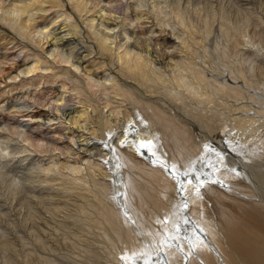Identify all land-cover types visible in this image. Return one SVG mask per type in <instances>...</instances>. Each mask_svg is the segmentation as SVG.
<instances>
[{
  "label": "bare ground",
  "instance_id": "bare-ground-1",
  "mask_svg": "<svg viewBox=\"0 0 264 264\" xmlns=\"http://www.w3.org/2000/svg\"><path fill=\"white\" fill-rule=\"evenodd\" d=\"M189 3L0 0V195L48 152L40 182L78 186L90 232L27 263L264 264V85L227 15L229 51L192 48L214 26Z\"/></svg>",
  "mask_w": 264,
  "mask_h": 264
},
{
  "label": "rangeland",
  "instance_id": "rangeland-1",
  "mask_svg": "<svg viewBox=\"0 0 264 264\" xmlns=\"http://www.w3.org/2000/svg\"><path fill=\"white\" fill-rule=\"evenodd\" d=\"M183 1H185L186 3L188 1L190 2L189 3L190 5L187 4V7H185V5H184V7H185L184 10L186 9L185 12L188 15V16L187 15L186 16L189 19H190L189 16H192L193 19H191V20L193 22H195L197 24H201V23H203L202 17L206 16L205 18H207L208 20L211 19V23L214 26L213 27L214 30H212V32L214 34L211 32L212 36L210 34L208 36L209 38L207 37V38H204L202 40L200 37H197L196 41L197 42L200 41L201 44L195 46V43H197V42H195L192 48L195 49L196 51L203 52L204 48H206L207 50L209 49L208 51H210L212 48L215 49V47L219 46L218 48L221 47L220 52L221 51L226 52L228 50V48H227V50L225 49V51H224V48H226V45L228 46V44L230 42H228V39L226 41V38H223V33L220 32L221 31L220 28H221V25L228 20L229 22H231L230 23L231 25L228 22L226 23V25L228 24V29L230 26L229 32L231 31L232 34L237 33L239 35V41L240 42L237 46L239 48V51L243 50V48H248V47L249 48L251 47L250 48L251 51L253 50L252 53H248V55H246V56H249V58L247 60H245L244 66H245V68L248 69V70L247 69L246 70H247L249 78L252 81L255 80V82L253 81L254 83L263 87V85H264V73L262 72V70L259 69V67L262 65L264 66V0H183ZM199 5H200V7L198 8ZM188 9H189V12H188ZM202 9L203 10L208 9L207 11H209V12H205ZM212 10H214V12H217V13L214 14ZM192 11H194V12H192ZM190 12L192 15L191 14L189 15ZM202 13L205 15H203ZM206 13H207V15H206ZM197 14H198V16L201 15L202 19L200 17H197ZM218 14H219V16L220 15L221 16L219 17ZM222 14L227 15V17L229 19L225 15L223 17ZM211 15L212 16L214 15L213 16L214 18L213 17L211 18L210 17ZM221 17H223V19L225 18L223 23L221 22V20L223 21V19H221ZM194 18H195V20H194ZM226 18H227V20H226ZM201 20H202V22H201ZM214 21H215V23L213 24ZM219 21L221 23H219ZM232 24H234L235 27L239 26V29L233 28ZM174 25L177 26L176 27L177 29L181 28L180 25H177V24H174ZM243 32L247 33V34H244ZM218 34L222 35V38ZM217 35H218V37H217ZM242 35H243V37H242ZM250 38H252V39H250ZM198 39H200V40H198ZM220 39H222L221 40L222 42H220ZM240 39H242V40L244 39L245 42L243 40L242 41L243 43H242ZM248 40L249 41L251 40L250 42H252V44H250V42ZM202 41H204L203 44H202ZM205 41H207V42H205ZM218 42H220V43H218ZM208 43L210 44L211 48L209 47ZM222 43L224 44V46L222 45ZM246 43L248 44V46H246L247 45ZM207 46H208V48H207ZM222 46H223V49H222ZM230 46L231 45H229L228 47H230ZM257 47L259 48V50L257 49ZM238 48H236V49H238ZM230 49H232V48H230ZM256 50L258 51V53ZM216 51H219V50H215V53H214V50H211L210 52L215 57H217L220 52L219 53L217 52V54H218L217 55ZM253 53H254V55H253ZM255 53H257V56L255 55ZM253 58L255 59L253 61L254 63H251ZM215 60H216V62H219V59L215 58ZM56 62L60 63V65H62V66L65 65V63H63L62 61L58 60ZM251 64H256L258 67V71H257L258 73L257 72L254 73L256 75H253V71L251 72V70H249ZM246 66H248L249 68ZM258 79L260 81H258ZM259 131L262 132L260 134V136L263 139H261L259 141L261 143L262 140L264 141V129L261 128V129H259ZM258 138H260V137H257V139ZM47 153L46 152H44V153L38 152V154H41V155H38L40 157L36 156V158L38 157V159L41 162L40 163L35 162V165L33 168L35 178L33 177L31 181L29 180V177H30L29 173H27L26 170L18 169L20 172H18L17 175H20V177L18 176L19 177L18 178L19 183H18L17 188L20 187L22 189L21 190L22 196L24 195L23 199L22 198L20 199V195L17 198L14 194L13 195L8 194V193L6 194V192H5L6 188L2 189L4 194H3V196L0 195V264H41V263L35 261L34 259H31L30 260L31 262L27 263L26 262L27 260L25 259V257H27V256L30 257L35 252L40 253V256L41 255L42 256H47V255L50 256L52 254H54V256H57L60 252L64 251V249H66L65 243H68L69 241H72V239L74 240V238L77 237V236H74V234L79 235L80 238H84V236L82 234L90 233V232L86 231L87 230L86 228H84L87 226V224L85 223L87 220V217L85 216V213L82 215L83 211L81 208H83L87 204L85 202L86 198L83 197L80 193L81 192L80 188L77 186L79 189L76 190L73 188L74 187L77 188V187L73 186L70 188L63 189L64 187H62V186H64V185L62 184V181L59 179L52 180L51 182H49L50 184L49 183L45 184V182H40L41 179H39V178L44 176V172H46V171H42V168L44 166L45 167L47 166L46 165L48 162V160H46V154ZM53 153H54V151H53ZM55 153L59 154L58 151H55ZM44 163H46V164H44ZM1 165H3V161H1ZM13 172L12 171L8 172V174L10 175V178H8L9 176L7 174V178L10 180V182L13 180L14 176H17L16 175L17 171L14 173ZM12 175H13V177H12ZM31 177H32V175H31ZM0 185L3 187L5 184L4 185L0 184ZM70 192H71V194H69ZM65 193H67V194H65ZM77 195H79V196H77ZM48 198H49V201H48ZM81 198L84 200H82ZM80 199H81V202H80ZM21 200H24L25 203L23 201L24 204H22ZM50 200H52V202H58L61 205V206L59 205L61 211L59 209L58 210L55 209V204L50 202ZM47 201H48V204H47ZM60 201H61V203H60ZM66 202H68V203L66 204ZM80 203H84L83 204L84 206L79 205ZM69 205L71 206V208L69 207ZM62 207H64V209ZM72 209H73V211H72ZM75 210H77L78 212L76 213ZM87 210H88V208H87ZM151 210H149V208L148 209L145 208V210H144L145 215H149V217H151L152 212H153ZM153 210H155V208ZM54 211H55V213H54ZM157 211H159V210H157ZM160 211L163 212V210H161V209H160ZM33 213H35V214H33ZM78 213H80V214H78ZM75 214H78V215L75 216ZM35 215L37 218L33 217ZM37 215H39V216H37ZM84 217H86V218H84ZM82 218L84 219V221ZM82 226H84V227H82ZM36 234L38 236H39V234L43 236V238L46 240L45 246H43V244L40 245V243H38L39 241L36 240ZM2 239L3 240H5V239L10 240L12 242L11 248H9V245L7 247L5 245H3ZM66 240H68V241L65 242ZM55 250H56V252H54Z\"/></svg>",
  "mask_w": 264,
  "mask_h": 264
}]
</instances>
